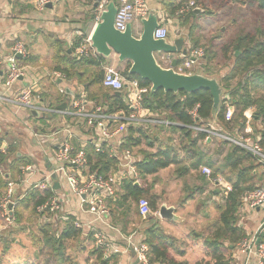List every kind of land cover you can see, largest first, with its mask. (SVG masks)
<instances>
[{
  "label": "crops",
  "instance_id": "obj_1",
  "mask_svg": "<svg viewBox=\"0 0 264 264\" xmlns=\"http://www.w3.org/2000/svg\"><path fill=\"white\" fill-rule=\"evenodd\" d=\"M171 2L175 4L174 8L181 3V0H149L148 4L152 12L165 10L173 19L174 15L170 14L171 9L167 6ZM222 8L224 6H220L217 8L218 10L211 12V15L208 16L213 17L207 19L203 16V13L196 15L199 20L201 18L206 19H203L204 21L200 25H196L193 17L190 18L189 22L185 17L174 18L173 23L168 26L169 41L174 42L177 39L188 37V40L184 39L185 47L190 48L193 47L189 38L192 35V40L202 42L203 39H207L209 43L213 38L220 35L217 33L218 26L216 25L221 23V19L227 14L225 11H219ZM95 17V4L92 0H55L53 4H49L43 10L38 8L31 0H0V61L6 62V59L12 54L11 49L15 42H21L27 49L28 56L19 55L21 57H17V60L21 66L28 68L30 74L29 80L20 79L14 89L21 90L35 81L37 91L35 95L41 98L43 106L50 108L52 111L50 114L49 112L42 114L11 109L10 106L0 104V138L3 140L0 151L3 155L12 158L13 156L9 152L11 145L15 148L14 150H17L18 159L23 161V165L18 170H11V165H7L6 168L0 167V172H2L6 183L8 184L9 178L13 181L21 180L22 172L20 169L22 167L29 165L36 167V173L30 178L29 182H22L19 186L17 191L18 202L14 209L16 217L20 220L16 212L21 207L20 204L23 200L33 191L44 195V202L53 196L60 199V210L58 212L40 213V217L32 213L34 203L31 204V208L20 210V212H23L21 220L25 222L24 226L20 224L22 230L30 231L34 228L39 229V227L49 226L62 232L67 223L81 222L87 224L94 220L92 215L84 212L80 199L69 190L67 183L60 176L54 175L51 189L44 192L32 189L30 185L43 180L54 171V153L52 149L54 146L50 143L42 146L41 142L35 138L36 134L51 135L57 130H62V128L71 127L73 129L71 142L75 149L84 148L86 152L88 148L96 150L95 137L91 131L89 132L82 120L55 112H72L73 109L68 98L76 97L79 93L85 91L84 87L90 84L91 80H95L96 77L99 76V80H101L106 68L112 67L122 74L118 68L125 66V63L130 64V62H121L119 56L115 53H112L109 57H103L95 52L92 55L93 58L101 56L106 60L101 67L71 66L72 58L75 57L74 54L77 49H74V45L77 41H80L79 44L82 43L83 38L92 37L96 28ZM192 26H194V29L191 30ZM136 27L139 29V24ZM195 29H198L196 34ZM220 32H224V28L220 29ZM219 41L221 42L214 40L216 46L224 42L222 39ZM200 46H203L202 43H200ZM163 67L168 68V65L164 64ZM63 71L78 73L80 77L79 79H68ZM56 72L63 74L65 77L54 78L53 74ZM6 74L5 69L0 73V93L6 82ZM88 92L90 96L97 95L99 99L103 98V93H114L112 90L101 87L100 84L90 86ZM9 95H13V93ZM121 96H124V94H121ZM91 97L95 98V96ZM90 103L95 105L92 101ZM155 116L162 119V116L157 114ZM212 123L213 125L216 124L217 120H213ZM252 124L254 125L252 129L255 135H258V131H261L264 127L263 123L255 122ZM161 126L140 125L144 132L147 127L152 128L157 141L152 148L143 141L140 147L132 150L136 166L144 161L145 153L158 154L170 142V139L178 137L177 140H179V134H174L171 130H168L170 125H163L165 126L163 129ZM126 130L127 128L116 134L113 142L104 146L110 157L114 155L112 157L114 159L113 169L108 174L117 171L122 164L126 149L119 142L124 141ZM32 140L35 142L34 145L31 142ZM231 146V144L217 138H211L210 140L206 138L198 145L197 150L200 153L195 154L187 148H176L174 145L177 149V154L173 156L177 157L176 163L166 169L143 176L137 167V178L129 176L122 180L119 183L118 195L113 201L109 200L112 229L102 227L100 224L95 225L114 239L120 250V253L116 254L119 261L112 260L109 264H137L135 256L128 249L124 238L132 237L135 242H144L146 239L144 232L152 226H157L164 232L165 236L174 240V247L170 250L169 255L177 262L212 264L211 259L207 256L208 249L205 247L204 238L211 237L216 228L219 227L221 212L218 208L224 204L225 193L214 185L213 178L209 179L202 174V169L204 167L210 168L216 177H221L227 182V176L229 175L235 180L236 174L230 170V164L228 163ZM3 148H5L4 153L2 152ZM243 166H247V164L243 163ZM254 173L258 176L263 175V180L258 185L264 186V164L259 163ZM128 180L133 181L138 187L147 189L148 197L156 202V211H153L154 213L149 219L144 220L141 217L138 204L131 198L124 205L123 186ZM6 189L7 186L0 194L5 192ZM163 206L174 208V215L177 220L163 219L160 216V209ZM127 208L128 211L125 210ZM238 219V227L246 233L250 240L258 232L260 233L264 227V209L251 208L249 205L242 203ZM79 230L82 232L81 237L71 242H75L79 246V243L91 241V245H93L90 252L91 262L94 263V260L97 259L96 263L101 264L98 255L92 254L94 242L91 230L86 226ZM5 243V239L2 237L0 247H4L1 249L0 264H4V254L10 248L5 246ZM227 254L233 260V264H260L262 262L255 248L245 250L241 243L231 246ZM68 257L70 259L69 264H77L76 260L71 262L70 256ZM36 258L32 261L12 262V264H36L38 261Z\"/></svg>",
  "mask_w": 264,
  "mask_h": 264
},
{
  "label": "trees",
  "instance_id": "obj_2",
  "mask_svg": "<svg viewBox=\"0 0 264 264\" xmlns=\"http://www.w3.org/2000/svg\"><path fill=\"white\" fill-rule=\"evenodd\" d=\"M186 1L181 0V3L174 8L173 6L175 4L173 2L169 3L167 6L171 9L170 14L175 15L176 11ZM251 3L255 4L260 11L264 12V0H252ZM243 5H245V2H243ZM204 13L211 15L210 10ZM192 17L196 19L197 16L191 13L185 19L189 22ZM194 26L191 27V30L194 29ZM219 32L218 34L220 35L218 37L213 38L204 46L205 57L203 58L202 66V74L216 78L223 87L224 94L221 97V104L218 111L214 110L213 98L207 90H200L194 94H188L186 92L166 93L163 89L153 92L152 86L148 81L129 74L131 64L123 73L125 79L137 80L141 87L151 89L143 97V109L145 112L150 111L162 116L167 122L171 123L168 130L180 135V143L175 145V147L187 148L195 154L200 153L197 150L198 145L206 139L207 134L193 130L191 127L203 128L213 122V120H217L218 125L226 131L234 132L238 130L244 134L248 120H251L252 123L261 122L264 126V29L257 30L256 34L241 31L236 38L231 39L225 45L223 43L222 46H216L214 40H223L225 36L222 32ZM191 36L189 38L193 47L199 48L200 41L192 40ZM184 39L188 40V37ZM79 42L77 41L75 43L74 49L81 44ZM237 52L240 53L238 56L235 55ZM221 55L224 56L225 63L217 73H213L212 70L215 65L220 64L218 62ZM105 61L101 56L96 58L91 56L82 59L74 57L72 58L71 66L101 67ZM63 72L67 75L68 79H79L80 77L78 73H72L70 71ZM101 78L103 79V76ZM102 79L99 80L98 76L84 87L89 96V100L95 105L106 107V113L109 114L117 113L121 110H129L125 96L103 92L102 99H99L97 95H91L95 96V98L90 96L88 92L89 87L98 84L102 87ZM226 104H229L233 108V116L229 121L225 117ZM195 110L197 111L196 117L192 114ZM252 126L254 128L253 124ZM161 128L163 129L165 126L162 125ZM258 134L261 137L260 144L264 149V127L261 131H258ZM143 141L152 148L157 141L154 130L152 128H146L144 132L140 127L130 126L126 130L123 148L132 151L140 147ZM169 141L160 153H145L144 161L137 166L142 176L166 169L177 162V157H173L177 154V149L173 145L174 139L172 138ZM2 144L3 140L0 138V148ZM14 149L10 145L9 152L13 156V160L10 156H5L0 151V167L6 168L7 165H11V170H18L23 165V161L18 159L19 155L17 150ZM87 154L93 171L107 175L113 169L112 164L114 159L109 156L107 151L97 153L92 148H88ZM228 163L230 164V170L236 174L235 180L231 175L227 176L228 182L232 185V191L224 197V204L218 208L221 212L219 227L216 228L215 233L211 237L204 238L205 247L208 249L207 256L211 259L212 264H233V260L227 254L231 246H236L238 243L248 239L246 233L238 227V213L242 205V198L258 188L264 187L258 185L263 180V175L258 176L254 173L259 163L251 153L232 145ZM243 163H246L247 166H243ZM212 178H216V175L213 174ZM6 186L7 183L2 172H0V192ZM123 192L124 205L128 203L129 198L134 200L136 204L141 199H147L152 210L156 211V202L148 197L147 189L138 187L133 181L128 180L124 183ZM43 196L40 192L33 191L20 204L21 207L16 212L17 216L21 219L23 212H20V210L31 208V204L34 203L32 213L40 217L41 214L36 212V206L44 202L45 197ZM125 210L128 211V208ZM144 233L146 235L144 242L150 247V264H187L177 262L171 258L169 252L174 247V240L165 236L160 228L152 226ZM81 234V230L76 228L74 224L67 223L62 232H59V229H52L49 226L40 228L39 234L34 236V240H36L39 249H43L48 254L49 259L54 261V264H69L70 259L66 254V243L68 241H75L81 237ZM259 240L260 243L264 244V227L259 234ZM92 254L98 255V260L101 264H109L112 260L115 262L119 261L118 255L115 254L105 257L104 253L101 250L95 249V247Z\"/></svg>",
  "mask_w": 264,
  "mask_h": 264
},
{
  "label": "built area",
  "instance_id": "obj_3",
  "mask_svg": "<svg viewBox=\"0 0 264 264\" xmlns=\"http://www.w3.org/2000/svg\"><path fill=\"white\" fill-rule=\"evenodd\" d=\"M41 10L47 8L49 4H53L55 0H31ZM149 0H93L95 6V26L101 22V17L106 12L107 7L111 3H115L117 6V15L115 19V28L120 32H125L129 25L133 26V34L136 38H140L142 35L141 22L147 19L151 13H155L158 19L159 27L155 31L156 40H169L170 33L168 26L173 23V19L184 18L191 13H194L196 9H200L194 0H187L176 11L174 18L165 11L160 10L152 12L148 4ZM139 24V29L135 28L134 24ZM11 56L5 61H0V73L5 69L6 82L2 87L0 93V104L10 106L11 109L27 110L29 112L36 113H52L50 108L41 104V98L36 96L37 93L35 87L36 83L30 84L21 90H15V85L20 79L29 80V70L27 67L20 65L17 60V56H28V51L25 46L17 41L11 49ZM91 38L84 39L83 42L77 47L74 56L78 59L89 58L95 53ZM205 57V49L203 48H187V54H157L158 62L164 66L171 67L174 60H177V66L174 70L179 74H187L190 69L195 65L200 64ZM162 62V63H161ZM53 77L64 78L61 73H54ZM102 86L105 89L112 90L114 93L124 94L128 103L129 110H121L120 112L109 114L106 113V107L92 105L88 99L87 92L83 91L78 96H72L68 101L73 109L72 112L68 111H53L55 113H61L65 116L76 117L85 123L86 128L91 131L97 142L96 152H105L104 146L111 144L114 140V136L121 133L123 129L130 126L140 127V125L146 126H159V125H171L166 120L159 119L156 114L148 111L145 112L142 106L144 95L148 94L151 89L147 87H141L137 80H127L121 73L114 68L109 67L104 71L102 79ZM13 93V95H9ZM253 112V110H251ZM196 110L193 111V116L196 117ZM233 116V108L226 104V120L229 121ZM252 121L246 122V131L241 133L238 130L234 132H224L221 127L216 123H209L206 127H191L193 130H197L207 134V140L211 138H217L223 142H227L231 145L240 147L259 162L264 164V149L260 144V135H255L252 129ZM120 125V127H118ZM118 127V128H117ZM148 128V127H147ZM73 129L71 127L62 128L57 130L51 135H35L41 145L46 143L52 144L54 147V171L50 173L43 180L31 183L30 187L42 192L51 189L53 176H60L68 185L69 190L80 199L82 209L86 214L92 215L94 220L83 224L81 222H75L74 226L78 229L88 227L92 233V239L94 247L97 250H101L105 257H109L114 254L120 253V250L115 243L114 239L104 233L101 228H97L95 225L100 224L102 227L112 229V214L110 210L109 200L113 201L118 195L119 183L128 178L129 176L137 178V166L136 161L131 150H126L123 154L122 164L118 167V170L111 174L103 175L96 171H93L91 167L88 154L84 148L75 149L72 145ZM120 145L124 144V141L119 142ZM105 150V151H104ZM5 152V148L2 149ZM114 153V152H113ZM115 154V153H114ZM113 155V154H112ZM114 156V155H113ZM112 156V157H113ZM116 156V154H115ZM21 180L13 181L9 178L7 189L0 194V236L9 229L16 226V215L14 209L17 205V191L22 182H29L30 178L36 173V167L25 166L20 169ZM202 174L207 178L213 176V172L210 168L204 167ZM213 183L218 187L225 196L232 191V185L225 181L221 177L213 178ZM21 199V197H20ZM242 203L249 205L251 208L264 209V187L245 195L242 198ZM138 208L141 217L144 220L149 219L153 215V210L147 199H141L138 202ZM38 213H54L60 210V199L53 196L46 202L37 206ZM259 232L256 236L246 239L241 242L243 248L250 250L255 248L258 252L259 258L262 260L260 264H264V244L260 243ZM127 243V247L131 250L135 256L137 264H150V247L145 242H135L132 237L124 238Z\"/></svg>",
  "mask_w": 264,
  "mask_h": 264
},
{
  "label": "water",
  "instance_id": "obj_4",
  "mask_svg": "<svg viewBox=\"0 0 264 264\" xmlns=\"http://www.w3.org/2000/svg\"><path fill=\"white\" fill-rule=\"evenodd\" d=\"M95 6L97 7V4ZM202 13H204L202 9L194 11L196 15ZM116 15L117 6L111 3L102 15L101 22L95 28L91 42L98 54L109 57L115 53L121 62H130L129 74L148 81L153 92L163 89L166 93L194 94L200 90H207L213 98L214 110L218 111L224 90L216 78H210L201 73L179 74L174 70L177 60L173 61L170 68L163 67L157 60V54H187L184 39H177L174 42L156 40L155 31L159 23L155 13H151L147 19L142 20V35L136 38L132 25H129L125 32H120L115 28ZM239 54L237 52L236 56ZM117 95L121 96V93L118 92ZM174 214V208L163 206L160 209V216L163 219L175 221L177 217Z\"/></svg>",
  "mask_w": 264,
  "mask_h": 264
},
{
  "label": "rangeland",
  "instance_id": "obj_5",
  "mask_svg": "<svg viewBox=\"0 0 264 264\" xmlns=\"http://www.w3.org/2000/svg\"><path fill=\"white\" fill-rule=\"evenodd\" d=\"M194 1L197 3L199 8L204 11H209L210 9L211 12H213L218 10L217 8H219L220 6H224V8H222L223 10L221 9L219 11L221 12L225 11L227 13L225 16L227 20L225 19V17H223L221 19V23L216 25L218 26L217 33L218 31H220V29L224 28V32H222L223 35H225L223 38L224 42L219 44L220 46H222L223 43L225 45L231 39L236 38L241 31L256 34L257 30L264 29V12L260 11L255 4L251 3L252 0H194ZM243 2H245V5H243ZM208 15L209 14L207 13H203V16L206 17V19L213 17ZM203 19L206 20L205 18H201L200 20L196 18L195 19L196 25H200L201 23H203L204 21ZM136 26L137 24H135V28H137ZM197 31L198 29H195L194 31L195 34ZM209 39L211 40L210 36ZM200 43H202L203 46L205 44L206 45L208 44L207 39H203L202 42L200 41ZM218 63L220 64L215 65V67L212 70L213 73H217V71L221 69V66H223V64L225 63L224 56L221 55L219 57ZM124 65L125 66L118 68L119 71L121 70L122 74L130 64L125 63ZM202 66H203V61H201L200 64L195 65L192 69H190L188 72L185 73H187V75H192L196 73L202 74ZM162 120L165 121L163 117ZM177 138L174 139L173 145L179 144V140H177ZM31 142L33 145L35 144L33 140ZM16 219L17 220H16L15 228L9 229L0 236V239L2 237L5 239L6 242L5 246L10 247L9 251L5 252L4 254L5 256L4 264H8V263L12 264V262H21L23 260L32 261L35 257H38L36 258V260H38L36 264H54V261L49 259L48 254L45 253L43 249H39L36 240H34V236L39 234L40 227L38 226L39 229L34 228L30 231L22 230L20 229V224L21 226H24L23 224L25 222L21 219L20 220H18V218ZM66 244H67L66 254L67 256H70L71 262L76 260L77 264H97L96 263L97 259L94 260V263L91 262L92 256L90 252L92 250L91 246H93L91 245V241H87V242L85 241L83 243H79L80 244L79 246L75 244V242H71V241H68ZM3 247L4 246L0 247V255L2 254L1 249H3Z\"/></svg>",
  "mask_w": 264,
  "mask_h": 264
}]
</instances>
